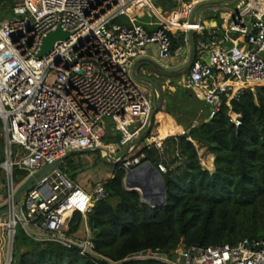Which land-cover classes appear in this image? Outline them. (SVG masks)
I'll list each match as a JSON object with an SVG mask.
<instances>
[{
  "label": "built area",
  "instance_id": "built-area-1",
  "mask_svg": "<svg viewBox=\"0 0 264 264\" xmlns=\"http://www.w3.org/2000/svg\"><path fill=\"white\" fill-rule=\"evenodd\" d=\"M154 1L14 0L15 17L0 21V123L7 157L0 164L5 173L3 187L0 183V195L5 197L0 201V264H15L19 231L38 243L77 246L83 257L93 254L92 238L78 241L64 231L67 216L77 209L72 197L81 187L56 168L15 203L23 182L16 184L14 173L24 171L28 179L71 152L100 149L104 156L116 157L118 148L104 144L106 120L113 130L125 134L119 146L133 153L149 126L155 99L160 98V91L147 97L134 80L137 61L151 58L168 69L175 58L178 67L184 66L194 31L199 36L196 55L182 87L192 90L209 108L207 120L220 112L227 98L230 122L236 128L242 126L243 116L231 102L245 90L254 93L264 88V0H241L223 35L207 31L199 20L190 21L201 0H169L177 4L176 9L158 8L169 22L154 13L157 22L149 26L155 29L137 25ZM119 18L128 21L116 23ZM58 29L68 38L57 41L40 58L45 39ZM178 34L184 36V45L175 50L173 40L179 39ZM151 46L156 48L155 58L148 50ZM140 71L143 77L161 78ZM179 127L177 135L162 138L152 130L144 139L145 147L162 157L155 166L162 175L172 172L165 158L167 140L187 133ZM175 158L178 167H184L178 150ZM144 160V155L126 157L119 166L127 175ZM104 184L86 193V204L80 209L86 223L95 205L107 198ZM147 258L170 264H264V239H245L236 246H192L172 261L151 252Z\"/></svg>",
  "mask_w": 264,
  "mask_h": 264
},
{
  "label": "trees",
  "instance_id": "trees-1",
  "mask_svg": "<svg viewBox=\"0 0 264 264\" xmlns=\"http://www.w3.org/2000/svg\"><path fill=\"white\" fill-rule=\"evenodd\" d=\"M156 5L165 11L177 8L169 0H156ZM115 22L126 21L119 18ZM198 38L195 34V45ZM178 44L180 38L174 39L175 50ZM160 97L163 110L159 113L187 132L176 141L167 140L179 151L184 168L163 175L166 205L153 209L143 204L138 192L125 188L126 173L119 168L104 184L107 198L87 218L95 244L93 254L83 257L77 246L38 243L19 231L15 247L25 252L15 264H170L130 257L148 251L172 261L192 246H236L245 239H264V88L254 93L245 90L231 102L234 111L243 116L240 128L230 122L227 98L220 112L206 123L209 108L192 90L176 85L175 92L160 90ZM116 142L120 144L121 137ZM195 142L206 145L204 154ZM155 152L143 147L135 156L144 155V161L157 167ZM81 167L72 159L65 164L68 170L62 169L76 181ZM27 176L15 171L16 184ZM84 222L81 210L75 209L66 218L65 234L72 238Z\"/></svg>",
  "mask_w": 264,
  "mask_h": 264
},
{
  "label": "rangeland",
  "instance_id": "rangeland-1",
  "mask_svg": "<svg viewBox=\"0 0 264 264\" xmlns=\"http://www.w3.org/2000/svg\"><path fill=\"white\" fill-rule=\"evenodd\" d=\"M217 1H221V0H201V2H199L196 5L195 10L198 6H200L204 3L217 2ZM185 2H187V1H185ZM154 4L155 5H152V8L149 9V11L146 13V15L143 14L144 15L143 18L137 19V25L142 26L147 30H153L156 27L149 26L150 22H157L156 18L153 17V14L155 13V14L159 15L162 19H164L163 16L160 15V12L158 10V8H162V7H158L156 5V1H154ZM13 5H14V0H0V21L10 20V19L15 17L12 13V6ZM237 5H238V3L233 4V5H229L226 8L228 9V11L233 12V14L235 15V13L237 12V10H236ZM194 11H193V13H194ZM205 11H207V13H213V10H211V9H207ZM199 17H200V21H204L205 19H208L204 15V12L201 13ZM214 17L218 22L220 21V22L224 23L225 25L230 20V17H226V15H224V14L221 16L220 15H214ZM124 20L128 21L127 18H124ZM166 21L169 22V20H167V19H166ZM184 21H187V20H184ZM190 21H192V18L190 19ZM174 27L178 28V25L175 24ZM220 34L223 35V32ZM178 37L180 38V44H178L177 49L184 45L183 44L184 36L182 34H178ZM228 45L230 46L231 43ZM151 47L154 48L153 46H151ZM148 50H151V48L149 47ZM262 56L264 57V54ZM175 60H176L175 58L172 59L168 63V65L171 67L176 66L177 63ZM142 69L145 70L147 73H157L149 66H144ZM140 74H142L141 71H140ZM144 77L153 81L157 85V87L161 89L162 92H166L167 86L170 85L169 81L171 79H169V77L163 76L160 79H157L155 77H148L146 75ZM176 81H177L176 79H173V81L171 82V85L176 87V85H177ZM142 91L147 97H148V95H152V97H153L152 88L147 87V86H142ZM158 92H159V90H158ZM159 95H160V92H159ZM158 122H159V124H161V127L159 129L160 136H167L168 137V136L172 135L175 127L178 126L174 123V121L168 115H166L164 113H160V114H158L157 118L155 119L153 131L158 130V127H159V125L157 126ZM105 123L107 125V127H106L107 128V131H106L107 136L104 140V144L105 145L111 144V145L117 147L118 153H117L116 157H113V158L119 159L118 157H122L127 148H125L123 146H119L120 144H118V142H116V138L119 136V137H121V140H122L125 138V134L120 132V131L113 130L111 127H109L108 126L109 125L108 120H106ZM130 132H133V130H130ZM177 134H179V133H177ZM143 147H145L144 143L141 144L140 146H138L137 149L133 153L128 154L127 157L131 158V157L137 155L143 149ZM166 147H167V151H166L165 158L168 161V164L171 166L172 172L173 173L181 172L184 167H178V165L176 163V158H175V151L176 150H175V148L172 146V144L170 142L166 143ZM14 151L16 153L17 148H15ZM154 158H155L156 162H158V161H160V159L162 157L159 155L158 152H155ZM6 159H7V157H6V152H5V143H4V139L2 136V125L0 123V161H2V160L6 161ZM72 159L74 162H76V164H78V162H80L82 165V167L78 171V176H77V179L75 181L81 187L82 191L76 192L72 197V201L74 202L76 207L78 209H82L85 206L86 201H87L86 193L91 192V190L96 185L103 183V182H106V180H109L110 178H112L115 171L121 167H117L115 165H112V163L109 162L101 152H93V153H86V154H84V153L83 154H75L72 157L63 161L59 165L58 168L62 171L64 169H66V171H67L68 169L65 168V164L68 163V160H72ZM63 166H64V169H62ZM0 178H1L0 183H1V186L3 187V185L5 184V173L3 170H0ZM4 200H5V197L3 194H1L0 195V201H4ZM92 236H93V234L90 231L88 224L86 222H84L83 228H81V230L76 235H74L72 238L75 240H78V241H82L88 237L92 238ZM22 252L23 253L25 252L24 248L21 249L20 252L16 249V253H15L16 260L19 258L20 253H22Z\"/></svg>",
  "mask_w": 264,
  "mask_h": 264
},
{
  "label": "water",
  "instance_id": "water-1",
  "mask_svg": "<svg viewBox=\"0 0 264 264\" xmlns=\"http://www.w3.org/2000/svg\"><path fill=\"white\" fill-rule=\"evenodd\" d=\"M240 1L241 0H221L217 2L204 3L198 6L196 10L194 11L192 22L196 24L197 20L199 19L200 14L206 9L216 8V7H228L229 5L237 4ZM194 35H195V32L191 31L189 35L191 53H190L188 62L183 67L179 69L170 70V69H166L165 67H163L162 65H160L158 62H156L155 60L151 58H144L142 60L137 61L133 66L132 75H133L134 80L138 84L142 86L150 87L155 93H158L159 89L157 85L153 81L143 77L139 73V69L141 66L151 67L161 77L165 76V77H170V78L171 77L180 78L182 76H185L188 73L190 67L192 66L193 61L195 59V55H196V45L194 42ZM68 36L69 35L67 33H64L61 29H58L57 31L51 33L45 39L44 45H43L41 53L39 54V57L40 58L44 57L48 52H50L53 49L57 41L65 40L68 38ZM160 110H163L161 97L155 99L154 108L151 113L149 126L144 132V134L137 141L136 143L137 146H140L141 144H143L144 139L147 138L148 135L152 132L154 124H155L156 116L157 114H159ZM209 122L210 120L206 121V123H209ZM101 151L102 150L98 149L95 152H101ZM83 153L86 154V153H93V152H82L81 154ZM75 154H79V153L71 152L62 161H58L54 163L53 165L48 166L44 170L37 172L33 176H30L28 179H26L17 191V194L15 196V203L20 202L22 196L30 189V187L35 185L40 178L47 176L51 171H54L56 168H58L59 165L63 161L72 157ZM128 154H129V148L126 149L124 155L119 160H115L111 156H105V157L109 162L112 163V165L118 166L122 162V160L128 156ZM124 185L128 191L138 192L142 197V203L150 206L153 209L161 208L166 205V202H167L166 186H165L163 175L150 162H145L140 167L129 172L124 179ZM0 193H1V190H0ZM148 255H149V252L144 251L142 253H138L135 256H131L130 259L147 258Z\"/></svg>",
  "mask_w": 264,
  "mask_h": 264
},
{
  "label": "crops",
  "instance_id": "crops-1",
  "mask_svg": "<svg viewBox=\"0 0 264 264\" xmlns=\"http://www.w3.org/2000/svg\"><path fill=\"white\" fill-rule=\"evenodd\" d=\"M211 10H213V13H207V11H203L204 12V15L206 16V18H208V19H205L204 21H200V17H199V21H200V23L202 24V25H204V27L206 28V30L207 31H216V32H218V33H222L227 27H228V22H227V24L225 25L224 23H222V22H218L216 19H215V17H214V15H226V17H229L230 16V14H231V11H228V9L226 8V7H216V8H210ZM207 10V9H206ZM202 12V13H203ZM154 47V46H153ZM151 48V50H149V52H150V54H151V56H152V58H155V56H156V48L154 47V48H152V47H150ZM176 61V63H177V65L176 66H169L168 65V69H170V70H173V69H179V68H181V67H183V66H181V67H178V66H180V64H179V61H177V60H175ZM141 69V68H140ZM158 74V73H157ZM186 76V75H185ZM185 76H182V77H180V78H170L169 77V79H171L170 81H169V83H170V85H168L167 86V91H173V92H175L176 91V87H174L173 85H171V82H172V79H176V80H178L177 81V85L178 86H181L182 87V83H183V80H184V77ZM164 87V86H163ZM158 89H160V88H158ZM161 90V89H160ZM159 90V91H160ZM153 93H154V91H153ZM160 114V113H159ZM157 116H158V114H157ZM157 116H156V118H157ZM174 123L176 124V125H178L175 121H174ZM159 125V127H158V130H154V133H157V134H160L159 133V129H160V127H161V124H159V122L157 123V126ZM179 126V125H178ZM156 131V132H155ZM163 133V132H162ZM196 143V142H195ZM194 143V144H195ZM211 172V171H210ZM211 173H213V172H211Z\"/></svg>",
  "mask_w": 264,
  "mask_h": 264
},
{
  "label": "bare ground",
  "instance_id": "bare-ground-1",
  "mask_svg": "<svg viewBox=\"0 0 264 264\" xmlns=\"http://www.w3.org/2000/svg\"><path fill=\"white\" fill-rule=\"evenodd\" d=\"M151 8H152V5H150V9H151ZM141 14H143V13L141 12ZM145 14H146V12H145ZM163 20L166 21V19H163ZM179 131H180V127H179V126H176L175 129H174L173 134H176V133L179 132ZM173 134H172V135H173ZM161 137H162V138H166L167 136H161ZM195 146H196V148H197V150H198L199 152H201L202 154L205 153V149H206V145H205V144H202V143H196ZM104 152H105V154H107L106 151H104Z\"/></svg>",
  "mask_w": 264,
  "mask_h": 264
}]
</instances>
